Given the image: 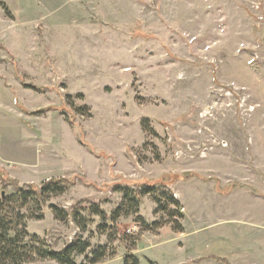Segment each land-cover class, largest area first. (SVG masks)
I'll list each match as a JSON object with an SVG mask.
<instances>
[{
  "label": "rangeland",
  "instance_id": "rangeland-1",
  "mask_svg": "<svg viewBox=\"0 0 264 264\" xmlns=\"http://www.w3.org/2000/svg\"><path fill=\"white\" fill-rule=\"evenodd\" d=\"M0 2V199L66 184L30 236L87 244L74 264H264V0Z\"/></svg>",
  "mask_w": 264,
  "mask_h": 264
},
{
  "label": "trees",
  "instance_id": "trees-1",
  "mask_svg": "<svg viewBox=\"0 0 264 264\" xmlns=\"http://www.w3.org/2000/svg\"><path fill=\"white\" fill-rule=\"evenodd\" d=\"M0 7L5 10V6L0 2ZM64 181L45 182L39 190L30 187H17L14 194L0 199V264H32L38 261H51L55 264H74L73 256L82 255L87 244L74 242L61 252H53L44 246L36 237L30 236L25 227L27 217L23 213L34 196H38L39 206L46 202L41 197L44 194L58 196L64 192ZM150 190H146L148 194ZM170 205L178 206L172 198ZM40 206V208H41ZM50 209L56 219L64 221L67 214L51 205ZM164 209V208H163ZM99 214V213H98ZM39 220L41 216H32ZM98 260L93 261V263Z\"/></svg>",
  "mask_w": 264,
  "mask_h": 264
},
{
  "label": "crops",
  "instance_id": "crops-1",
  "mask_svg": "<svg viewBox=\"0 0 264 264\" xmlns=\"http://www.w3.org/2000/svg\"><path fill=\"white\" fill-rule=\"evenodd\" d=\"M0 158H1V157H0ZM1 159H2V158H1ZM3 160H4V159H2V161H3ZM5 161H6V160H4V162H5ZM6 162H7V161H6ZM263 173H264V171H263ZM261 216H262V218L260 219V226H259V227H260V230H261L262 228H264V224H263V223L261 224V221L263 220V217H264V216H263V215H261ZM260 235H261V234H260ZM261 236H262V235H261Z\"/></svg>",
  "mask_w": 264,
  "mask_h": 264
},
{
  "label": "water",
  "instance_id": "water-1",
  "mask_svg": "<svg viewBox=\"0 0 264 264\" xmlns=\"http://www.w3.org/2000/svg\"><path fill=\"white\" fill-rule=\"evenodd\" d=\"M2 197L4 196V194L1 195Z\"/></svg>",
  "mask_w": 264,
  "mask_h": 264
}]
</instances>
